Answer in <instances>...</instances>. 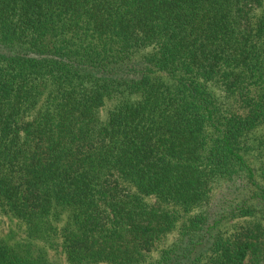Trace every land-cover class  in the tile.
<instances>
[{
  "label": "trees",
  "instance_id": "trees-1",
  "mask_svg": "<svg viewBox=\"0 0 264 264\" xmlns=\"http://www.w3.org/2000/svg\"><path fill=\"white\" fill-rule=\"evenodd\" d=\"M50 251L264 264V0H0V264Z\"/></svg>",
  "mask_w": 264,
  "mask_h": 264
},
{
  "label": "rangeland",
  "instance_id": "rangeland-1",
  "mask_svg": "<svg viewBox=\"0 0 264 264\" xmlns=\"http://www.w3.org/2000/svg\"><path fill=\"white\" fill-rule=\"evenodd\" d=\"M13 225H14V224H13ZM231 225H232V223H230L229 226H225V227L230 228ZM173 238H174V236L171 237L170 240L172 241ZM170 240H169L168 242L166 241V244H168V243L170 242ZM49 254H50V258H51L52 260H59V262H60L61 264H66L65 259H64V256L61 255L60 253H55V252H51V251H50ZM157 255H158V254L156 253V254L154 255V257H156Z\"/></svg>",
  "mask_w": 264,
  "mask_h": 264
}]
</instances>
